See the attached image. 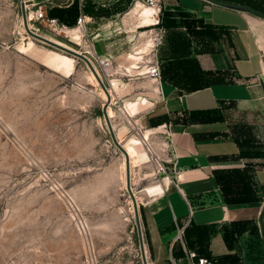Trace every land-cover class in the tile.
<instances>
[{"label":"rangeland","instance_id":"1","mask_svg":"<svg viewBox=\"0 0 264 264\" xmlns=\"http://www.w3.org/2000/svg\"><path fill=\"white\" fill-rule=\"evenodd\" d=\"M26 1L41 6L49 18L51 10H69L77 2L73 23L56 18L68 35L54 33L45 22L28 20L29 27L87 57L111 103L107 119L108 94L88 63L32 37L24 24L23 0H0V264H127L130 250L124 247L133 240V227L137 234L135 208L127 186V158L109 125L117 138L111 115L118 114L120 123L131 126V139L141 142L136 146L117 138L129 154L139 204L148 181L134 186L133 153H149L151 168L145 174H154L159 158L126 105L144 97L148 104H141L140 112H151L154 99H146L147 94L161 95L151 90L145 74L154 52L150 27L142 26L143 8L138 4L128 17V31L111 40L98 35L95 19L88 20L85 31L76 30L87 1L84 6L81 0ZM96 1L92 4L103 3ZM127 3L126 13L134 2ZM105 56L113 61L109 71L98 62ZM134 80L142 85L136 90L144 93L141 99L128 96ZM162 169L159 165L156 172Z\"/></svg>","mask_w":264,"mask_h":264},{"label":"crops","instance_id":"2","mask_svg":"<svg viewBox=\"0 0 264 264\" xmlns=\"http://www.w3.org/2000/svg\"><path fill=\"white\" fill-rule=\"evenodd\" d=\"M92 1L83 0V10L88 20L99 21L98 35L114 40L128 31L136 9L126 13L128 0ZM219 3L249 5L168 0L167 33L153 54L160 84L149 77L151 90L161 95L147 94L153 110L141 113L140 105L148 104L137 92L142 85L134 80L128 94L143 97L126 109L134 110L130 118L149 135L159 158L154 174H145L148 161L133 159L148 152L134 151L131 161L134 186L148 181L138 197L148 264H193L189 252L213 264H264V17ZM111 120L118 140L140 146L118 114ZM159 165L165 169L157 173ZM135 231L124 247L130 250L127 264H143Z\"/></svg>","mask_w":264,"mask_h":264},{"label":"built area","instance_id":"3","mask_svg":"<svg viewBox=\"0 0 264 264\" xmlns=\"http://www.w3.org/2000/svg\"><path fill=\"white\" fill-rule=\"evenodd\" d=\"M83 1V0H81ZM102 1H113V0H102ZM168 0H132L134 2L133 8H136L138 4L142 5V8H148L150 11L149 18L151 19L150 24V35L152 36V51L154 52L163 42L165 35L167 33L166 28L163 26V13L166 7V3ZM23 4L25 5L26 12L28 15L29 21H35L37 23H47V25L52 29L54 33L65 32L68 35L70 32L65 31V26L62 27L59 21L55 18H49L47 14L43 11L41 6H37L35 2L23 0ZM88 23V18L86 16H81L77 21V29L76 30H86V25ZM40 29H37L36 33L39 32ZM35 32V31H34ZM101 68L104 71H109L113 67V61L110 57H102L98 60ZM145 74L155 80L158 84L161 82V67L157 57H153L146 67ZM164 148L168 149L169 145L164 144ZM164 170V168L162 169ZM183 232H180V235ZM189 258L193 262V264H213V261L206 258H198L196 252H189ZM198 260L196 261V259Z\"/></svg>","mask_w":264,"mask_h":264},{"label":"water","instance_id":"4","mask_svg":"<svg viewBox=\"0 0 264 264\" xmlns=\"http://www.w3.org/2000/svg\"><path fill=\"white\" fill-rule=\"evenodd\" d=\"M219 5L221 6H225V7H228V8H233V9H238V10H242V11H245V12H249V9H247L246 7H242V6H236V5H231V4H222V3H219ZM22 14H23V19H24V24H25V28L26 30L28 31V33L46 43V44H49L53 47H56L64 52H67L69 54H72L76 57H79V58H82L84 59L89 67L91 68V70L93 71L95 77L97 78L98 82L100 83V85L102 86V88L105 90V92L108 94V91H107V88L105 87V84L103 82V79L101 78V76L98 74L97 70L95 69V67L93 66V64L88 60L87 57L77 53V52H74L72 50H70L69 48H66L64 46H61L59 44H57L56 42L44 37V36H41L35 32H33L30 27H29V23H28V15H27V12H26V8H25V5L22 4ZM108 102L105 106V114L107 116V119H109L108 117V114H107V108L109 106V104L111 103V96L108 94ZM109 123H110V120H109ZM110 131H111V134H112V137H113V140L114 142L122 149L123 153L126 155V158H127V186H128V191L130 193V196L132 197L133 199V202H134V208H135V218H136V224H137V232H138V236H139V243H140V249H141V256H142V260H143V264H148V261H147V256H146V251H145V242H144V236H143V229H142V225H141V218H140V213H139V204H138V201H137V198L135 197V194L133 193L132 191V184H131V166H130V158H129V154L128 152L119 145L118 141H117V138L115 136V133L113 131V128H112V125L110 123Z\"/></svg>","mask_w":264,"mask_h":264},{"label":"trees","instance_id":"5","mask_svg":"<svg viewBox=\"0 0 264 264\" xmlns=\"http://www.w3.org/2000/svg\"><path fill=\"white\" fill-rule=\"evenodd\" d=\"M249 5L247 6L248 9L253 12L254 14L264 17V5L263 3L258 4L257 0H247ZM76 5V6H75ZM73 8L69 10H65L64 8H56L49 12L51 18L60 19L62 22L71 24L74 22L75 16V7H77V2H74Z\"/></svg>","mask_w":264,"mask_h":264},{"label":"bare ground","instance_id":"6","mask_svg":"<svg viewBox=\"0 0 264 264\" xmlns=\"http://www.w3.org/2000/svg\"><path fill=\"white\" fill-rule=\"evenodd\" d=\"M139 5H141V4H139ZM142 6V5H141ZM144 12H146V16L145 17H143L142 16V13L140 14V16H141V18H142V22H143V18H146V19H148V23L145 25H143V26H148V24H150V22H151V19L149 18V14H150V11H149V9L148 8H143V14H144ZM148 48H149V46H148ZM63 58V57H62ZM66 67V66H65ZM67 68L69 69V68H72V63L70 62V60H69V62H68V65H67ZM93 75V74H92ZM94 76V75H93ZM133 159H136L137 161H139V162H143V161H147L148 160V155L146 154V153H144L142 156H139V157H135V158H133ZM153 190L154 189H150V191L149 192H153Z\"/></svg>","mask_w":264,"mask_h":264}]
</instances>
